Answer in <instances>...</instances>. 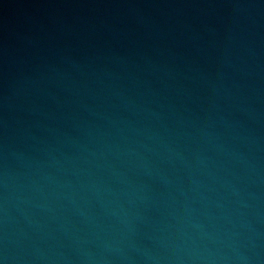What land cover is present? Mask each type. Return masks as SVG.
<instances>
[{
    "label": "water",
    "instance_id": "water-1",
    "mask_svg": "<svg viewBox=\"0 0 264 264\" xmlns=\"http://www.w3.org/2000/svg\"><path fill=\"white\" fill-rule=\"evenodd\" d=\"M0 264H264V0H0Z\"/></svg>",
    "mask_w": 264,
    "mask_h": 264
}]
</instances>
